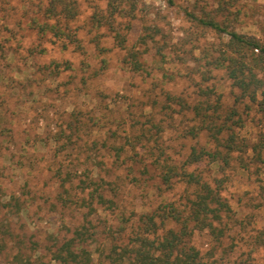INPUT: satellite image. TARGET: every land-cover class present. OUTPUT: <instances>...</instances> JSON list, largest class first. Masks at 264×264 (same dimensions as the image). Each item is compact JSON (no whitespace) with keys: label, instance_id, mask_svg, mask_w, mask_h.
<instances>
[{"label":"rangeland","instance_id":"374dc122","mask_svg":"<svg viewBox=\"0 0 264 264\" xmlns=\"http://www.w3.org/2000/svg\"><path fill=\"white\" fill-rule=\"evenodd\" d=\"M47 1L0 0V264H22L16 253L31 264H58L51 251L75 229L89 237L83 245L88 264H123L119 254L140 217L162 199L179 202L183 190L179 181L163 185L157 170L138 160L150 162L157 145L178 163L193 146L212 147L204 132L189 134L197 120L186 106L218 103L222 117L236 108L244 122L237 131L249 147L264 134V111L236 100L223 69L212 70L207 81L197 74L203 49L215 55L222 38L185 11L201 15L216 1L140 0L131 29L123 30L126 46H161L163 54L139 53V71L130 68L127 49L115 44L108 26L93 23V14H106L108 0H75L79 14L69 25L83 51L63 48L32 27ZM230 10L234 29L264 41V0H237ZM208 87L215 92L206 98L200 89ZM166 93L174 99L167 102ZM240 156L246 172L238 168ZM197 167L208 168L204 161ZM259 169L246 153H234L229 166L205 170L210 179H223L230 205L218 224L221 238L203 230L191 239L206 264H264ZM100 193L113 202H99ZM67 197L84 202L65 203Z\"/></svg>","mask_w":264,"mask_h":264},{"label":"trees","instance_id":"16d2710c","mask_svg":"<svg viewBox=\"0 0 264 264\" xmlns=\"http://www.w3.org/2000/svg\"><path fill=\"white\" fill-rule=\"evenodd\" d=\"M139 1L108 0L106 14L95 13L92 16L97 26H108L118 47L127 49L126 62L134 71L142 69L139 53L146 52L151 56L163 54L161 46H148L143 51L126 46V32L131 29V20L136 17ZM166 1L173 3V0ZM215 1L217 6L211 11H203L201 15L185 11L198 25L214 31L222 38L220 45L213 50L215 55L203 49L205 53L200 63L202 69L197 74L203 81H207L212 70L223 69L231 86L237 90L236 100L246 102L247 109L251 104H257L264 111V41L254 34L237 31L232 27L235 16L230 7L237 0H214L213 3ZM78 14L75 0H48L32 18V27L40 36L51 34L59 39L63 48L72 45L74 49L83 51V45L76 37V29L69 25ZM141 39L146 43L144 36ZM214 92L209 87L200 89V94L206 98ZM166 99L170 102L174 97L166 93ZM186 109H190L193 118L197 120L196 124L188 126L189 134L197 136L204 132L212 147L201 146L196 149L193 146L187 158L178 163L170 161L169 155L157 145L154 149L159 150L158 154L152 149L149 151L150 162H144L142 158L138 160L143 163L145 170L148 166L157 170L156 176L163 185L169 187L172 181H179L183 190L179 202L162 199L156 209L140 217L136 230L129 234V242L119 254L123 264H206L191 239L203 230L216 239L221 238L223 227L218 224L230 205L222 193L223 179H210L204 174L205 170L215 171L229 166L234 153H246L251 162L260 166L259 171L264 169V134L261 133L259 140L249 147L237 131L244 128V122L236 108H229L223 117L218 112V103L199 101L191 107L186 106ZM152 126L157 128V132L163 131L157 123H152ZM144 136L143 132L137 138L142 139ZM130 146L135 147L133 142ZM249 151L250 154L247 153ZM202 161L206 162L209 169L197 167ZM246 162V157H239L238 168L241 171L248 170ZM261 182L264 187V177ZM97 197L101 203L113 202L101 193ZM73 200L71 197L64 199L65 203H76L79 200L84 202L79 197ZM88 238L85 230L75 229L52 249V261L58 264H88L90 253L83 246ZM14 258L22 264H31L28 259L25 262L19 253ZM39 264L51 263L42 261Z\"/></svg>","mask_w":264,"mask_h":264}]
</instances>
